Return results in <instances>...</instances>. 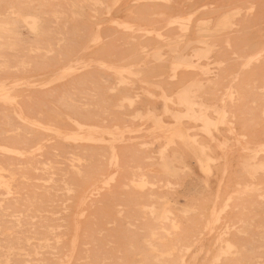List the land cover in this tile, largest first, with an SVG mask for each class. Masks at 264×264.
<instances>
[{
	"label": "rangeland",
	"instance_id": "obj_1",
	"mask_svg": "<svg viewBox=\"0 0 264 264\" xmlns=\"http://www.w3.org/2000/svg\"><path fill=\"white\" fill-rule=\"evenodd\" d=\"M263 110L264 0H0V263L264 264Z\"/></svg>",
	"mask_w": 264,
	"mask_h": 264
},
{
	"label": "bare ground",
	"instance_id": "obj_2",
	"mask_svg": "<svg viewBox=\"0 0 264 264\" xmlns=\"http://www.w3.org/2000/svg\"><path fill=\"white\" fill-rule=\"evenodd\" d=\"M27 16H28V15H27ZM29 16H30V15H29ZM26 18H28V17H26ZM184 24H185V23H184ZM2 26H3V25H2ZM180 27H181V26H180ZM2 29H3V28H2ZM185 29H186V28H185ZM185 29H184V31H185ZM57 44H58V43H57ZM249 44H250V43H249ZM261 44H262V43H261ZM261 44H260V46H261ZM260 48H261V47H260ZM254 49H255V48H254ZM258 50H260L259 47H258ZM261 50H262V49H261ZM40 51H41V50H40ZM252 52H255V51H252ZM252 52H251V53H252ZM255 53H259V51H258V52H255ZM255 53H253V54H255ZM47 54H48V53H47ZM259 55H260V54H259ZM255 56H256V55H255ZM73 58H74V57H73ZM167 58H168V57H167ZM257 60H259V59H257ZM257 60H256V61H257ZM127 61H128V60H127ZM68 62H69V61H68ZM74 62H75V61H74ZM124 62H125V61H124ZM21 63H22V62H21ZM167 63H168V62H167ZM67 64H68V63H67ZM178 66H179V65H178ZM178 66H177V67H178ZM68 67H69V66H68ZM179 67H180V66H179ZM63 68H64V67H63ZM66 68H67V67H66ZM66 68H65V69H66ZM15 69H16V68H15ZM58 69H61V68L58 67ZM175 69H176V68H175ZM16 70H17V69H16ZM17 72H18V71H17ZM72 72H73V71H72ZM66 73H67V72H66ZM26 78H27V77H26ZM26 83H27V82H26ZM5 84H6V83H5ZM11 92H12V91H11ZM12 93H13V92H12ZM8 94H9V93H8ZM231 94H232V93H231ZM232 95H233V94H232ZM228 97H229V95H228ZM15 98H16V97H15ZM6 99H7V98H6ZM230 99H231V97H230ZM14 100H15V99H13V101H14ZM178 101H179V103H183L184 105L186 104L185 106L187 107V102H186L185 100H183V99L181 100V99H180V100H178ZM15 102H16V101H15ZM176 103H177V102H176ZM14 108H15V107H14ZM263 111H264V110H263ZM15 112H16V111H15ZM22 112H23V111H22ZM15 114H16V113H15ZM209 114H210V113H209ZM263 115H264V114H263ZM226 118H227V117H226ZM20 119H21V118H20ZM31 119H33V118H31ZM141 119H142V118H141ZM21 120H22V119H21ZM23 120H24V119H23ZM64 120H65V119H64ZM71 121H72V120H71ZM168 121H169V120H168ZM37 122H38V121H37ZM37 122H34V124L37 123ZM68 122H69V121H68ZM186 122H187V121H186ZM29 124L32 125L33 123H29ZM38 124H39V123H38ZM40 124H41V123H40ZM74 124H75V123H74ZM183 124H184V123H183ZM189 124H190V123H189ZM46 125H47V124H46ZM221 125H222V124H221ZM227 125H228V124H227ZM34 126H35V125H34ZM184 126H185V125H184ZM199 126H200V125H199ZM84 127H85V126H84ZM84 127H83V128H84ZM221 127H223V126H221ZM43 128H44V127H43ZM78 129H79V128H78ZM212 129H213V127H212ZM232 129H233V128H232ZM214 130H215V129H214ZM56 131H57V130H56ZM85 132H86V131H85ZM122 132H123V131H122ZM132 132H133V131H132ZM123 133H125V132H123ZM176 133H177V137L181 138V139L184 140V141L186 140L187 136H186V134H184V132H183V130L181 129V127H178ZM109 134H111V133H109ZM60 135H61V134H60ZM71 135H72V134H71ZM112 135H113V134H111L110 137H112ZM68 136H70V135H68ZM102 136H103V135H102ZM106 136H107V135H106ZM116 136H117V135H116ZM116 136H115V137H116ZM57 137H58V136H57ZM63 137H64V136H63ZM73 137H74V136H73ZM71 138H72V137H71ZM75 138H76V137H75ZM75 138H73V140H74ZM108 138H109V136H108ZM108 138H107V139H108ZM112 138H113V137H112ZM112 138H111V140H113ZM119 138H120V137H119ZM62 139H63V138H62ZM157 139H158V138H157ZM160 139H161V138H160ZM45 140H46V139H45ZM65 140H66V139H65ZM114 140H115V139H114ZM117 140H118V139H117ZM117 140H116V141H117ZM47 141H48V140H46V142H47ZM74 141H75V140H74ZM109 141H110V140H109ZM155 141H157V140H155ZM206 141H207V140H206ZM92 142H93V141H92ZM198 142H199V141H198ZM75 143H76V142H75ZM78 143H79V142H78ZM204 144H205V143H204ZM204 144H203V145H204ZM165 145H166V144H165ZM37 146H39V148H32V149H33L34 151H36L37 149H40V145L38 144ZM112 146H115V145H112ZM168 146H169V145H168ZM168 146H167V147H168ZM215 146H216V145H215ZM110 147H111V146H110ZM167 147H166V148H167ZM0 148H1V147H0ZM112 148H113V147H112ZM163 148H164V147H163ZM4 149H6V148L4 147ZM4 149H3V151H4ZM7 149H9V148H7ZM114 149H115V148H114ZM160 149H161V148H160ZM16 150H17V149H16ZM16 150H15V151H16ZM40 150H42V148H41ZM110 150H112V149H110ZM166 150H167V149H165L164 152H165ZM0 151H2V148L0 149ZM37 151H38V150H37ZM263 151H264V150H263ZM263 151H262V152H263ZM208 152H209V151H208ZM15 153H16V152H15ZM15 153H14V154H15ZM18 153H19V152H18ZM27 153L30 154L29 152H27ZM32 153H34V152L32 151ZM111 153H112V152H111ZM159 153H161V152H159ZM259 153H260V152H259ZM16 154H17V153H16ZM112 154H113V153H112ZM112 154H111V156L114 157ZM115 154H116V153H115ZM162 155H163V154H162ZM257 155H258V153H257ZM20 156H21V155H20ZM22 156H23V155H22ZM111 156H110V157H111ZM160 156H161V155H160ZM112 157H111V158H112ZM115 157H116V156H115ZM80 160H81V159H80ZM112 160H113V158H112ZM112 160H110V161H112ZM189 163H190V162H189ZM1 170H2V169H1ZM3 170H4V169H3ZM76 170H77V169H76ZM6 171H8V170H6ZM6 171H5V172H6ZM35 171H36V170H35ZM214 174H215V173H214ZM15 175H16V174H15ZM2 176H3V175H2ZM13 176H14V175H13ZM108 176H109V175H108ZM108 176H107V177H108ZM110 176H112V175H110ZM213 176H214V175H213ZM14 177H15V176H14ZM142 177H143V176H142ZM210 177H212V176H210ZM3 179H5V177H4ZM6 179H7V178H6ZM49 179L51 180V178H49ZM50 180H49V181H50ZM0 181H1V180H0ZM214 181H215V180H214ZM47 182H48V181H47ZM139 182H140V181H139ZM139 182H138V183H139ZM144 182H145V181H144ZM160 182H161V181H160ZM3 183L5 184V181H3ZM3 183H2V184H3ZM7 183H8V182H7ZM7 183H6V184H7ZM10 183H11V182H10ZM10 183H9V184H10ZM48 183H49V182H48ZM96 183H97V182H96ZM167 183H169V182H167ZM211 183H212V182H211ZM11 184H12V183H11ZM134 184H136V183H134ZM141 184H144V183H142V181H141ZM145 184H146V183H145ZM145 184H144V185H145ZM150 184H151V183H149V185H150ZM214 184H215V183H214ZM93 185H94V184H93ZM93 185H91V187H93ZM239 185H240V184H239ZM4 186H5V185H4ZM8 186H9V185H8ZM65 186H66V185H65ZM95 186H96V185H95ZM138 186H140V184L137 185V187H138ZM145 186H147V185H145ZM151 186H153V183L151 184ZM215 186H216V185H215ZM215 186H214V187H215ZM259 186H260V185H259ZM166 187H167V186H166ZM245 187L247 188V186H245ZM7 188H8V187H7ZM97 188H98V187H97ZM140 188H141V187H140ZM89 189H90V188H89ZM193 189H194V188H193ZM67 190H68V189H67ZM67 190H66V191H67ZM92 190H93V189L91 188V191H92ZM68 191H70V190H68ZM87 191H88V190H87ZM87 191H86V192H87ZM7 192H8V191H7ZM11 192H12V191H11ZM71 192H72V191H71ZM86 192H84V194H85ZM92 192H94V191H92ZM92 192H91V193H92ZM188 192H189V191H188ZM91 193H88V194H91ZM187 194H189V193H187ZM195 194H196V193H195ZM85 195H86V194H85ZM258 196H259V195H258ZM84 197H85V196H83V198H84ZM88 197H89V196H87V198H88ZM228 197L230 198V196H228ZM87 198H86V199H87ZM84 199H85V198H84ZM84 199H83V200H84ZM14 200H15V199H14ZM227 201H228V199H227ZM227 201H226V202H227ZM84 202H85V200H84ZM80 204H81V203H80ZM80 204H79V205H80ZM225 206H226V205H225ZM79 207H80V206H77V210H78ZM153 207H154V206H153ZM215 208H216V207H215ZM215 208H214V209H215ZM225 208H226V207H225ZM64 209H65V208H64ZM151 209H152V208H151ZM154 210H155V209H153L152 211L155 212ZM219 210H220V209H219ZM219 210H218V212H219ZM221 210H222V209H221ZM223 210H224V209H223ZM223 210H222V212H223ZM28 211H29V210H28ZM213 212H214V211H213ZM222 212L220 211V213H222ZM76 213H78V212H76ZM81 213H83V211H82ZM150 213H152V212H150ZM210 213H211V212H210ZM216 213H217V212H216ZM213 214H214V213H213ZM223 214H224V213H222V215H223ZM218 215H219V214H218ZM218 215H217V216H218ZM76 216H77V215H76ZM78 216H80L79 213H78ZM78 216H77V217H78ZM214 216H215V214H214ZM166 217H167V219H168V216H166ZM166 217H165V218H166ZM12 218H13V217H12ZM78 218H79V217H78ZM219 218H220V217H219ZM75 219H77V218H75ZM75 219H74V221H75ZM61 220H62V219H61ZM216 220H217V219H216ZM216 220H215V221H216ZM157 221H158V220H157ZM206 221H207V220H206ZM218 221H219V220H218ZM76 223H78V222L75 221L74 224H76ZM171 224H172V223H171ZM210 224H211V223H210ZM210 224H209V225H210ZM214 224H215V223H214ZM78 225H79V224H76L74 229H77L76 226H78ZM212 225H213V224H212ZM173 226H174V225H173ZM78 227H79V226H78ZM175 227H177V225H176ZM205 227H206V226H205ZM226 227H227V226H225V228H226ZM57 228H58V227H57ZM177 228H178V227H177ZM231 228H232V227H231ZM59 229H61V228L59 227ZM173 229H174V227H173ZM211 229H212V228H211ZM211 229H210V230H211ZM260 229H261V228H260ZM52 230H53V229H52ZM218 230H219V229H218ZM77 231H78V229L76 230V233H75V230H74L75 235L77 234ZM103 231H104V230H103ZM212 231H213V230H212ZM224 234H226V233H224ZM75 238H76V237H74V239H73V237H72V239H73L74 241H73L72 239H71V240H72L73 242H77V241H75V240H77V239H75ZM153 238H155V237L152 236V239H153ZM216 238H217V237H216ZM46 239H47V238H46ZM140 239H141V238H140ZM201 239H202V238H201ZM219 239H220V238H219ZM221 239H222V238H221ZM215 240H216V239H215ZM43 241H44V240H43ZM46 241H47V240H46ZM208 241H209V239H208ZM212 241H213V240H212ZM216 241H217V240H216ZM220 242H221V241H220ZM71 243H72V242H71ZM73 244H74V243H73ZM146 244H147V247H148V249L150 250L151 253H153V254H160V253H161L160 248H159L158 245H156L154 242H152V241H146ZM226 245H227V243H226ZM229 245H230V244H229ZM232 245H233V244H232ZM72 246H73V245L71 244V248H72ZM39 247H40V246H39ZM75 247H76V243H75ZM187 248H188V247H187ZM187 248H186V249H187ZM190 248H191V247H190ZM226 248H227V247H226ZM2 249H3V248H2ZM14 249H15V248H14ZM43 249H44V248H43ZM181 249H182V248H181ZM186 249H185V250H186ZM188 249H189V248H188ZM228 249H229V248H227V250H228ZM7 250H8V249H7ZM20 250H21V249H20ZM35 250H36V249H35ZM70 250H71V251H74V250H72V249H70ZM173 250H174V249H170L169 252H173ZM222 250H223V248H222ZM222 250H219V251H222ZM233 250H234V249H233ZM236 250H237V249H236ZM253 250H254V249H253ZM9 251H11V250H9ZM18 251H19V249H18ZM187 251H188V250H187ZM187 251H185V252H187ZM223 251H226V250H225V247H224V250H223ZM223 251H222V253H221V252H220V253L223 254ZM226 252H227V251H226ZM10 253H11V252H10ZM28 253H29V252H28ZM73 253H74V252H72V254H73ZM227 253H228V252H227ZM253 253H254V252H253ZM4 254H6V253H4ZM224 254H226V253H224ZM70 255H71V253H70ZM171 255H172V254H171ZM219 255H220V254H219ZM26 256H28V255H25V257H26ZM71 256H72V255H71ZM71 256H70V257H71ZM242 256H243V255H242ZM9 257H10V255H9ZM29 257H31V256H29ZM184 257H185V256H184ZM217 257H218V255H217ZM219 257H220V256H219ZM3 258H4V257H3ZM65 258H69V255H68V257L66 256ZM214 258H215V257H214ZM8 259H9V258H8ZM218 259H219V258H218ZM70 260H71V259H68V262H69ZM184 260H185V259H184ZM184 260H183V261H184ZM183 261H182V262H183ZM213 261H214V260H213ZM215 261H216V260H215ZM26 262H27V261H26ZM177 262H178V261H177ZM63 263H65V262H63ZM66 263H67V261H66ZM0 264H1V263H0ZM5 264H6V263H5ZM27 264H29V262H28ZM59 264H60V263H59ZM217 264H218V263H217ZM259 264H260V263H259Z\"/></svg>",
	"mask_w": 264,
	"mask_h": 264
}]
</instances>
